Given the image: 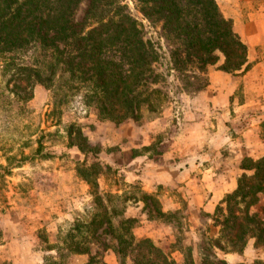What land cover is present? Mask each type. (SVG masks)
Here are the masks:
<instances>
[{
	"label": "rangeland",
	"instance_id": "1",
	"mask_svg": "<svg viewBox=\"0 0 264 264\" xmlns=\"http://www.w3.org/2000/svg\"><path fill=\"white\" fill-rule=\"evenodd\" d=\"M120 2L155 52L153 70L159 82L155 88L164 93L165 103L155 112L143 110L138 121L105 119L94 105H85L83 85L62 71L51 88L33 84L32 100L21 105L22 111L15 108L19 115L16 110L8 117L0 110V263L85 264L89 256L74 251L88 227L77 229L76 224L96 219L106 221L91 244L93 253L106 264H133L130 258L122 260L113 237L101 235L110 217L113 224L120 220L110 216L113 209L136 221V240L148 238L173 250L176 264L264 263V247L256 248L253 239L245 248L253 247L245 261L225 257L243 256L245 250L238 254L213 248L212 241L220 236L215 222L222 216L217 211L221 203L209 218L193 212L191 197L177 187L181 183L175 179L172 183L179 168L201 162L191 152H211L202 162L229 170L237 183L243 174H252L242 169L244 161L264 156V0L224 12L217 1L227 19L228 14L238 16L232 20L234 30L248 47L250 67L233 74L224 70L222 54L204 74L178 72L171 58L175 45L166 39L162 23L148 19L136 0ZM87 5L86 1L78 5L77 22ZM24 55L31 62L35 53L28 49ZM105 59L123 74L128 70L121 50ZM2 86L5 93L4 78ZM71 124L79 125L90 144L102 150L96 160L106 174L99 177L96 192L107 199L98 208L99 217L91 187L77 175L85 156L69 147ZM183 185L190 193L195 191ZM263 205L264 195L252 212L262 216Z\"/></svg>",
	"mask_w": 264,
	"mask_h": 264
},
{
	"label": "trees",
	"instance_id": "2",
	"mask_svg": "<svg viewBox=\"0 0 264 264\" xmlns=\"http://www.w3.org/2000/svg\"><path fill=\"white\" fill-rule=\"evenodd\" d=\"M82 1L88 5L84 17L77 22L74 14ZM136 1L148 19L162 23L166 39L175 45L171 58L178 72L195 70L204 74L208 67L217 64L220 54L229 74L250 67L247 45L216 0ZM123 10L120 0H0V110L14 117L15 108L21 107L22 111L21 105L32 100L33 84L51 88L62 71L83 85L85 105H94L105 119L138 121L143 110L155 112L161 108L166 97L155 88L159 83L153 70L155 52L143 40L140 25ZM28 49L35 53L31 62H26L24 55ZM119 50L128 59L125 74L105 59L107 54ZM2 78L6 95L2 92ZM67 136L69 147L78 148L85 156L77 167V175L91 187L93 206H97L95 216L99 217L98 208L107 199L96 192L99 177L106 174L96 160L102 150L90 144L77 124L68 126ZM89 156L95 160L89 162ZM242 169L252 174H243L236 189L226 194L217 208L222 215L215 222L220 236L212 241V247L224 253L240 254L252 239L256 248L264 247V205L262 216L252 212L264 195V156L256 161L246 159ZM109 214L120 220L113 224L110 217L101 235H110L117 241L122 260L130 258L133 264H176L173 250L148 238L136 240L135 220L125 218L117 209ZM105 221L92 219L87 224H76L77 229L88 227L74 251L75 255L89 256L85 264H106L91 248Z\"/></svg>",
	"mask_w": 264,
	"mask_h": 264
},
{
	"label": "crops",
	"instance_id": "3",
	"mask_svg": "<svg viewBox=\"0 0 264 264\" xmlns=\"http://www.w3.org/2000/svg\"><path fill=\"white\" fill-rule=\"evenodd\" d=\"M217 1L224 12V10H233L234 8L237 9L240 4L253 0ZM228 18L237 21L238 16L236 18L235 15L228 14ZM213 88H215V86H213ZM190 155H195L197 159H201V162L196 163L198 161L196 160L195 163H190L189 165L185 164L184 169L179 168L177 175L172 178V183L174 181L173 179H175L176 182L181 183L177 187H179L183 192L185 191L192 198L189 199L191 211H197L199 214L206 213L209 218L213 207L220 204L226 194L232 193L236 189L237 179L236 177L229 175V170L226 171L225 169L224 171V169L218 164L209 165L202 162L204 157H211V152H191ZM200 174H202L201 177L199 176ZM183 184H186L187 187H194L195 191L190 193V188L188 189L183 187ZM217 236L218 232L215 236L212 235L211 237ZM252 248L253 247H250L249 245L243 256H234L229 254L225 257L236 261H245L247 259L246 255L252 251Z\"/></svg>",
	"mask_w": 264,
	"mask_h": 264
}]
</instances>
